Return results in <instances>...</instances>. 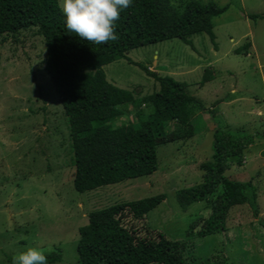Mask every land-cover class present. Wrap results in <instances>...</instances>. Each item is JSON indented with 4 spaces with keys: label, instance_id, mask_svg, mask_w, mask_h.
<instances>
[{
    "label": "rangeland",
    "instance_id": "rangeland-1",
    "mask_svg": "<svg viewBox=\"0 0 264 264\" xmlns=\"http://www.w3.org/2000/svg\"><path fill=\"white\" fill-rule=\"evenodd\" d=\"M201 1L228 6L214 20L215 43L207 34L193 36V47L176 39L135 49L127 54L131 60L104 67L108 81L132 92L138 102L160 87L134 62L187 83L188 92L207 109L194 117L196 136L178 140L176 122L155 118L144 104L130 105L113 123H137L138 111L155 122L167 136L158 147L159 171L86 193L74 187L69 121L46 70L44 39L36 28L0 36V264H12L14 255L30 247L44 253L60 248L63 261L56 264H77L79 229L88 225L89 213L159 194L166 200L147 222L171 240L189 241L188 264L191 258L197 264L214 257L233 264H264V228L248 205L231 210L227 231L203 238L188 231L199 217L208 216V203H195L184 211L176 197L177 191L203 181L201 165L212 159L214 131L243 130L256 135L254 143L242 165L227 175L242 182L253 179L264 219V18H250L264 15V0ZM207 69L214 80L202 87Z\"/></svg>",
    "mask_w": 264,
    "mask_h": 264
},
{
    "label": "trees",
    "instance_id": "trees-1",
    "mask_svg": "<svg viewBox=\"0 0 264 264\" xmlns=\"http://www.w3.org/2000/svg\"><path fill=\"white\" fill-rule=\"evenodd\" d=\"M228 10L201 0H132L115 23L116 41L93 44L69 32L59 0H0V36L36 28L46 44V70L68 117L74 152V187L80 193L149 177L159 171L158 147L163 137L153 120L114 125L129 106L146 105L152 115L180 125L176 139L196 136L195 115L206 109L188 92V84L170 76H159L135 63L158 82L160 89L141 101L107 79L104 67L127 59L135 49L181 40L193 47V36L207 34L215 43L214 20ZM264 18V15L250 16ZM249 46V45H245ZM241 49L238 51L240 52ZM133 63V62H132ZM214 80L207 69L201 86ZM256 135L218 127L213 133L212 159L201 165L203 181L177 191L186 211L195 203L207 202L209 214L199 217L190 235L208 237L227 231L234 207L248 205L264 228L258 204L259 188L253 179L232 180L227 172L240 167ZM166 200L165 194L127 201L89 213L88 225L79 229L77 264H188L189 241L171 240L147 222L148 215ZM258 227L253 225L252 227ZM261 228V227H260ZM246 237V235H245ZM255 238V237H254ZM237 239L241 240V237ZM251 247L250 239L245 238ZM189 254V255H188ZM47 264L63 261V250L45 252ZM187 258V259H186ZM191 264H195L191 258ZM197 264H233L227 258L199 260Z\"/></svg>",
    "mask_w": 264,
    "mask_h": 264
},
{
    "label": "clouds",
    "instance_id": "clouds-1",
    "mask_svg": "<svg viewBox=\"0 0 264 264\" xmlns=\"http://www.w3.org/2000/svg\"><path fill=\"white\" fill-rule=\"evenodd\" d=\"M132 0H63L62 12L69 32L93 44L116 41L115 23ZM12 264H47L43 250L28 248L12 257Z\"/></svg>",
    "mask_w": 264,
    "mask_h": 264
}]
</instances>
